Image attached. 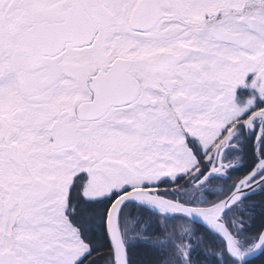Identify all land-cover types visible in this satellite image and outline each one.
<instances>
[{
    "label": "snow or ice",
    "instance_id": "obj_1",
    "mask_svg": "<svg viewBox=\"0 0 264 264\" xmlns=\"http://www.w3.org/2000/svg\"><path fill=\"white\" fill-rule=\"evenodd\" d=\"M0 264H264V0H0Z\"/></svg>",
    "mask_w": 264,
    "mask_h": 264
}]
</instances>
